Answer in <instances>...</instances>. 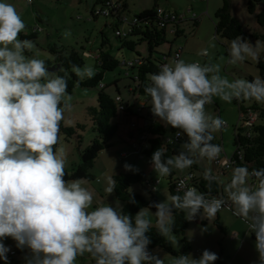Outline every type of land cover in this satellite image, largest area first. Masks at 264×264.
<instances>
[{"label":"clouds","instance_id":"1","mask_svg":"<svg viewBox=\"0 0 264 264\" xmlns=\"http://www.w3.org/2000/svg\"><path fill=\"white\" fill-rule=\"evenodd\" d=\"M25 28L15 5L0 0V260L9 264L11 246L5 241L10 237L18 249H28L24 264H74L85 253L95 264H165L148 247L152 240L147 233L153 227L150 207L140 208L134 217L122 211L119 201L93 208V192L84 186L83 178L65 180L66 160L58 141L61 123H70L65 118L72 110L69 74L63 66L54 74L38 54L26 55L35 45L19 38ZM197 54L207 57L209 48ZM228 54L231 65L249 59L259 62L264 41L253 43L237 36ZM158 67V72L147 74L144 85L150 110L165 127L175 128L177 137L187 139L178 154L165 156L161 145L151 155L158 178L173 170L184 173L175 194L165 193L164 201L152 202L154 227L175 245L174 210L183 211L189 221L199 216L210 225L231 204L232 214L247 222L248 234L255 233L258 258L252 264H264V167L251 171L246 165L234 167L230 180L223 183L226 195L219 196L190 186L193 174L185 172L200 159L216 161L222 151L212 141L224 121L207 113L205 105L213 97L228 103L235 99L264 104V78L229 80L220 74L219 64L182 58ZM71 70L79 78L76 84L96 75L87 63L72 64ZM124 168L138 171L127 162ZM203 179L209 188L213 182L221 183L211 168H205ZM114 189L115 180L109 176L104 190L110 194ZM129 200L135 203L131 195ZM207 230L208 225L201 227L202 233ZM217 259L218 253L204 249L199 257L177 255L170 264H214Z\"/></svg>","mask_w":264,"mask_h":264},{"label":"rangeland","instance_id":"2","mask_svg":"<svg viewBox=\"0 0 264 264\" xmlns=\"http://www.w3.org/2000/svg\"><path fill=\"white\" fill-rule=\"evenodd\" d=\"M128 9L125 12L127 21H117L114 16H105L100 14L93 17L91 7L98 2V0H17L16 9L25 21L26 28L21 32V39L27 38L34 42V49L31 52H26V55L31 56L38 54V58L51 61L55 63L56 54L51 50V45H57L59 50L65 49L67 54L73 50L77 51L84 58V64H91L97 72L100 69L98 55L101 50H107L112 55L120 60V64L113 70H106L102 79L103 84H108L107 91L112 95L122 94L125 102H129L134 107V111L139 117L133 116V119L139 123L141 127L146 126L148 121L154 118L150 110V98L148 96L138 94L136 97L132 91L135 81L132 79L133 68L128 67L125 62L135 61L139 57V53L146 55L148 47L146 42L137 44L136 49L132 50L124 46L122 38L116 34V29L119 27L122 30H129V23L136 15H140L160 6L167 12L176 13L181 20L179 21L180 35H177L172 28V25L166 29L167 43L159 47L160 53H167L172 45V51L178 47H184L183 59L186 62L200 61L202 64L210 62L220 65V74L226 76L229 80L235 78L249 79L248 76H261L258 62L246 60L239 65H231L227 61L229 59L228 46L230 39L216 35V19L215 11L223 4V0H126ZM233 16L237 17L245 29L249 32L247 35L241 36L250 42L256 40L264 41V25L258 20V14L264 9V0L256 1V8L254 12H250L248 8V0H230ZM196 16V17H195ZM39 29H35L38 28ZM37 32L35 37H32L33 31ZM69 33V35H65ZM128 39H132V35H128ZM106 39V43L103 44ZM171 43V44H170ZM214 44V47L211 46ZM209 48V55L207 57L198 55L201 48ZM87 53V56H85ZM157 58L161 57L158 52L154 53ZM264 58V56H262ZM48 66L49 64L46 63ZM82 65V66H83ZM135 71V70H134ZM56 74V72H53ZM131 87V90H130ZM99 86H81L76 85L75 88L69 92L72 95V110L65 113V118L70 121L67 126H77L78 123L84 124V129H78L81 138L78 135L67 137L60 134V142L58 147L64 151L66 160L65 168H72L82 161L81 151L96 137V132L93 129L91 115L89 113L90 106H98V92ZM119 89V90H118ZM250 105L251 102H246ZM207 113L213 116H219L226 122L222 128L214 134L213 143L221 144L225 154L231 155L234 150V133L236 126L240 124V108L238 103L233 99L231 103L222 101L219 97H213L210 104L205 105ZM122 117L119 115L114 118L113 122L121 121ZM119 134L114 137L113 145L104 149L97 157L94 167L91 169L94 174V179H83L84 186L93 192V205L112 204L115 205L119 201L115 197L114 191L112 193L105 192L107 186V177L113 178L114 174L120 172H130L124 168L127 162L134 166V168L147 171L150 167V162L146 157L140 156L131 149V143L123 141L120 136L128 138L127 132L130 129V124L120 123ZM120 135V136H119ZM132 142V141H129ZM127 147H126V146ZM124 146V147H123ZM123 147V148H121ZM127 150L129 154H133L129 158H122L121 152ZM134 152V153H133ZM223 156L226 157V155ZM134 156V157H133ZM196 165L204 168H211L213 173L219 177L221 185L226 183L231 178L234 167L229 168L225 173H222L220 166L216 161H207L200 159ZM190 170L186 169L185 172ZM181 173V172H180ZM183 174V173H181ZM147 177L150 184L154 185V193L157 196L158 202L166 199L165 193H169L167 177L158 178L156 172H147ZM159 179L160 182L155 183ZM250 178V182H251ZM73 180V179H72ZM131 190L140 192L145 196H149L148 187L142 183H136ZM122 208V203L119 201ZM149 218L155 224L156 217L153 210L148 209ZM192 221H190L189 228H192ZM192 229H190L191 231ZM176 241H180V248L182 249L181 236L174 233ZM11 248H15V241L8 238L5 241ZM159 256L162 255L170 257L171 260L175 258L173 254L164 250L162 247L149 248ZM26 251V252H24ZM28 254V249L15 255L16 260H24L25 255ZM89 253L83 256L78 255L74 264H90L92 259ZM163 259V258H162ZM168 259V258H167ZM170 260V261H171ZM169 263V260H167ZM24 264V261L21 263Z\"/></svg>","mask_w":264,"mask_h":264},{"label":"trees","instance_id":"3","mask_svg":"<svg viewBox=\"0 0 264 264\" xmlns=\"http://www.w3.org/2000/svg\"><path fill=\"white\" fill-rule=\"evenodd\" d=\"M118 1H120L121 4L119 13L124 15L128 9V3L126 0ZM256 1L257 0H248V8L250 12L255 11ZM105 2V0H98V2L91 7V13L93 17L100 15L95 11L99 7L104 6ZM159 8L161 7L157 6V8L153 9L152 11L136 15L135 18L138 21L132 26V31L130 32V35H132L133 38L128 39L127 36L122 40L123 45L132 50H135L137 44L141 42L147 43L148 53L146 55L139 53V57L134 61L133 65L130 66L135 70H133L132 73V79L135 81L133 90L145 96H147L144 92V85L146 82H148L147 74L158 72V65L162 64V56L164 54L169 55L174 52L172 51V45L170 46V50L167 53H160L158 50L162 44L168 42L165 35L166 29L172 25L175 33L177 35L181 34L178 25L179 21L181 20L180 17L179 21H176L168 27H160L158 25L157 10ZM118 15L116 16L119 17ZM176 15L179 16L178 14ZM109 16L114 15L111 14ZM215 19L216 35L218 36L232 40L237 36H244L249 33L241 21L237 17L233 16L230 0H223V4L215 11ZM258 20L264 25V9L259 12ZM31 34L32 37H35L37 35L36 30ZM106 42L107 41L105 39L103 44ZM58 48L59 47L55 44L51 45V50L56 54L55 63H60L69 74L68 92H71L76 85L100 87L98 92V106L89 107V113L91 115L93 129L96 132V137L89 145L82 149L81 163L73 166L70 169L65 168V180L77 178L88 180L94 179L95 176L91 169L94 167L95 161L99 154L104 149L113 145L114 137L118 135L120 131V123L131 124L133 126L132 134L138 136L139 138L145 135L143 141L138 140L137 145H132L131 149H134L140 156L146 157L149 162L152 153L161 145H163L166 149L165 156H172L184 150L182 145L187 139L186 136H181L180 138L176 139L175 137L177 130L171 126L165 127L164 124L155 117L148 121L146 126L141 127L139 124H137V121L133 119V116L139 117L133 110V106L130 104H121L116 99L117 95L120 94L114 96L107 91L108 84H103L102 79L106 70H113L120 64V60L117 57L112 55L107 50H101L98 56L100 69L96 72V75L91 79H84L80 81L79 84H76L75 82L79 78L74 72H72L71 65L77 64L82 66L84 64V58L75 50H73L70 54H67L64 48L61 50ZM155 52L161 54V57L156 58L154 56ZM46 63L52 65L50 60H48ZM258 67L260 69L261 77L264 78L263 57H261L259 60ZM58 74L63 75L64 73L60 72ZM248 77L249 80L254 78L251 75ZM235 101L239 105L241 115L245 110L252 109L258 113V116L253 125L248 127L247 131L240 124L239 126H236L233 141L235 150L232 153L231 167L246 165L250 171L253 168L264 167V104H258L252 101L250 105H246L245 101ZM119 115H121L122 120L118 121L117 123L113 122L114 118H117ZM84 127L85 125L81 123H78L77 126L74 127L67 126L62 122L59 132L58 145L60 142V134H64L67 137L78 135V137L81 138L78 129H84ZM120 139L123 141H128V139L124 138L123 136H120ZM128 143L130 142L128 141ZM204 170V167L196 164L192 165L188 171L193 173V176L190 179L192 185L195 186L199 191L209 193L211 196L224 195L221 183L218 184L217 182H213L211 188L207 187L208 182L203 179ZM227 170L228 169H224V173ZM180 175L181 173L178 170H173V172L167 176L170 194H175L177 180L180 178ZM113 179L115 180V197L121 201L122 211L124 213L134 217L136 212L143 207H150L151 210L156 211V208L152 204V202H158L157 196L154 193L155 188L153 183L152 185L150 184V180L148 179L145 172L140 170L120 172L114 174ZM136 183H142L147 186L150 195L145 196L140 192L131 190L132 186ZM130 195L134 197L135 203L130 202ZM174 213L175 223L173 226V231L174 233L181 236L182 249L177 250L173 243L160 234L154 225L147 233V235H149L152 240V243L148 247H162L164 250L168 251L174 256L188 254L192 249L191 241L186 233L189 227V220L185 218L183 211L174 210ZM11 250H14L16 254L23 251L18 249L16 246L15 248H11ZM15 255L11 254L10 252L8 253L9 264L21 263L24 261L16 260ZM89 257L92 259V263L90 264H95L94 258H92L91 255ZM0 264H4V261L0 260ZM165 264H170V262H165ZM219 264H221V262Z\"/></svg>","mask_w":264,"mask_h":264},{"label":"crops","instance_id":"4","mask_svg":"<svg viewBox=\"0 0 264 264\" xmlns=\"http://www.w3.org/2000/svg\"><path fill=\"white\" fill-rule=\"evenodd\" d=\"M9 2L16 5L17 0H9ZM35 29H39V27ZM183 58L184 57L182 55V59ZM132 91L134 92V95L137 97L139 93L135 92L134 90ZM119 94L120 95L117 96H120L121 99L119 102L121 104L123 105L130 104L129 102H125L120 91ZM130 126L131 127L129 128L130 129L129 131H133V126L131 124ZM127 134L129 135L128 138H130L129 141H132L130 142L131 146L136 145L138 136H135L134 134H132V132L130 133L127 132ZM135 153L137 152L135 151ZM121 155L122 158H129L133 154L131 153L129 154L127 150L123 149ZM152 171L153 168L151 167L150 164V167L147 169V171H145V173L147 174V172H152ZM192 223H193L192 228L188 227L186 233L188 237L189 235L192 234L191 238H189L192 245V249L189 253H191L193 256L199 257L204 249H209L211 251H215L216 253H218V259L214 262V264H219L220 262L221 264H252L253 261L257 260L258 253L255 249L254 242L256 237L254 235V232L251 233V235H249L247 222L239 217L234 216L232 214L231 209L225 208L220 210L217 213L216 218L213 221H211L210 225L207 219H201L199 216H197V218L193 220ZM152 224L155 225L154 223ZM204 225H208V230L202 233L201 227ZM190 229L192 230L190 231ZM174 246L177 250H180L179 249L181 246L180 241L177 240ZM157 251L160 252L161 254L160 257L163 258L166 263H168L167 260H169L170 262L171 260L170 257L166 256V254L162 255V252L160 250Z\"/></svg>","mask_w":264,"mask_h":264},{"label":"built area","instance_id":"5","mask_svg":"<svg viewBox=\"0 0 264 264\" xmlns=\"http://www.w3.org/2000/svg\"><path fill=\"white\" fill-rule=\"evenodd\" d=\"M105 1L106 2L104 4V6H101L98 9H96V11H95L96 13L103 14L106 16L113 14L116 17V19L119 20L120 22L127 21L125 14L123 15V14L119 13V8L121 6L120 1H118V0H105ZM157 14H158V25L160 27H168L169 25L175 23L176 21H179V19H180L179 16L176 15V13L166 12L162 8H159L157 10ZM116 15H118L119 17H117ZM137 21L138 20L136 18H134L132 21L128 22L129 23V30H122L118 27L116 29V34L120 37L126 38L130 34V32L132 31V26L135 25L137 23ZM183 50H184L183 47H178L177 50L174 51L173 53H171L169 55L164 54L162 56V64L174 61L175 59H178V58H182ZM133 63H134V61H130L128 63L126 62L125 64L127 66H132ZM116 99H117V101H120L121 98H120V96H117ZM257 116H258V113L255 110H252V109L245 110L241 115L240 125L243 128H245L247 131L248 127L253 125V123L257 119ZM225 124H226V122L224 121L223 126ZM144 138H145V135L141 136L140 138L138 137L137 141L138 140L143 141ZM175 138L178 139L180 137L176 136ZM136 145H137V143H136ZM219 145H221V144L219 143ZM221 147H222V145H221ZM123 154H125V153H123ZM223 154H225V153L222 149L219 157L216 160V164L220 166L221 172H224V169H229L231 167V164H232V154L230 156L225 154L226 157L223 156ZM186 173H192V172H186ZM183 175H184V173L181 174L180 177ZM158 182H160L159 179L157 181H155V183H158ZM251 182H254V178L251 179ZM188 184L190 186H193L192 183L190 182V180L188 181ZM225 208L226 209H232V205L226 204L222 209H225ZM254 235H255V233H254ZM10 253L13 255L16 254V252L14 250H11Z\"/></svg>","mask_w":264,"mask_h":264},{"label":"water","instance_id":"6","mask_svg":"<svg viewBox=\"0 0 264 264\" xmlns=\"http://www.w3.org/2000/svg\"><path fill=\"white\" fill-rule=\"evenodd\" d=\"M49 69L52 71V72H56L57 69H59L61 67V64L60 63H54L52 65H48Z\"/></svg>","mask_w":264,"mask_h":264}]
</instances>
